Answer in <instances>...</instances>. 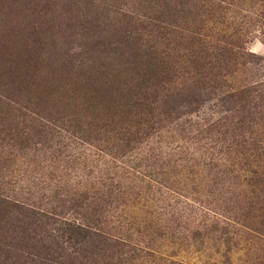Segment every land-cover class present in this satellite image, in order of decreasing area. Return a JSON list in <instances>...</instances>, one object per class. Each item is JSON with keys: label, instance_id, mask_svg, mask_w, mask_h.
I'll return each mask as SVG.
<instances>
[{"label": "rangeland", "instance_id": "374dc122", "mask_svg": "<svg viewBox=\"0 0 264 264\" xmlns=\"http://www.w3.org/2000/svg\"><path fill=\"white\" fill-rule=\"evenodd\" d=\"M0 99L85 264H264V0H0Z\"/></svg>", "mask_w": 264, "mask_h": 264}, {"label": "trees", "instance_id": "16d2710c", "mask_svg": "<svg viewBox=\"0 0 264 264\" xmlns=\"http://www.w3.org/2000/svg\"><path fill=\"white\" fill-rule=\"evenodd\" d=\"M1 103L2 101L0 99V104ZM7 105L8 104L5 103V106ZM33 115H35V117H24V119H26L25 122H20L18 120L17 124H22L21 128H24L23 126L25 124L40 128L43 132H37L36 136L40 137L39 134L41 133L43 136H41L38 142H32L33 135L29 131L25 132L22 130L23 132H15L12 135L11 133H7L4 137H1L0 135V146L5 145V147H8L11 150L9 154L11 156L13 155L15 158L17 156L20 157L22 163H27V167H29V163H36V167L40 171V166L45 167V162H43L39 156L36 157L37 160H35L36 149L34 144H39V142L41 144L52 128L60 129L62 127L54 126L39 113H33ZM7 120L9 121V119ZM3 128L6 127L3 126ZM0 133H2V131H0ZM30 154L31 156H29ZM53 156L54 154L51 153V158ZM0 170L7 171V168L6 166H1ZM25 172H27V170ZM25 172L11 177L3 175L1 178L3 185H10L11 183L23 184L30 179V184L27 185L30 191H26V197L17 196L18 199L0 193V215L2 214V216H0V264H31V262L35 264H67L64 262L66 259L63 255L64 250L75 251L76 255L70 260L73 261L74 259L75 261H78L79 258L82 260L81 264H85L86 256L84 255L88 252L85 251V248H76L74 245L70 244L73 240V235L70 234L76 229L70 224L68 227L67 222L61 225L65 220L64 216L59 219V216L65 215L64 210H66L65 204L68 197L65 196L61 198L60 195H63V193L56 189L57 191L51 196L55 201L59 202L60 212L54 213L53 211L50 212L48 210L37 208L35 206L36 201L34 200L37 199L35 194H37L38 186L40 185L41 189L47 190L49 185L45 182L42 174L38 175L36 168L29 170V175L26 177ZM46 179L51 182L50 177H46ZM57 188H61V186L58 185ZM23 199L33 200L34 203L33 205L26 206ZM69 201H72V199ZM81 207L83 206L81 205ZM8 213L9 215H7ZM58 220H62L61 224L53 227ZM66 231H69L70 234L63 233ZM47 240H49L48 245L44 244Z\"/></svg>", "mask_w": 264, "mask_h": 264}]
</instances>
